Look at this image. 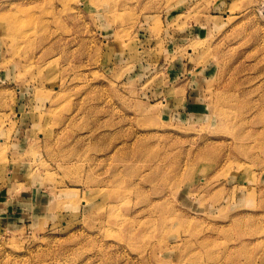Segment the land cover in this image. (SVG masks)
Masks as SVG:
<instances>
[{"label": "rangeland", "instance_id": "1", "mask_svg": "<svg viewBox=\"0 0 264 264\" xmlns=\"http://www.w3.org/2000/svg\"><path fill=\"white\" fill-rule=\"evenodd\" d=\"M0 264H264V0H0Z\"/></svg>", "mask_w": 264, "mask_h": 264}]
</instances>
